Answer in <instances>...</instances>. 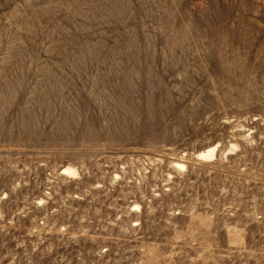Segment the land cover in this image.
<instances>
[{
	"label": "rangeland",
	"instance_id": "374dc122",
	"mask_svg": "<svg viewBox=\"0 0 264 264\" xmlns=\"http://www.w3.org/2000/svg\"><path fill=\"white\" fill-rule=\"evenodd\" d=\"M0 264H264V0H0Z\"/></svg>",
	"mask_w": 264,
	"mask_h": 264
},
{
	"label": "bare ground",
	"instance_id": "6f19581e",
	"mask_svg": "<svg viewBox=\"0 0 264 264\" xmlns=\"http://www.w3.org/2000/svg\"><path fill=\"white\" fill-rule=\"evenodd\" d=\"M212 148V147H211ZM209 149V148H208ZM204 152H205V150H204ZM203 152V153H204ZM213 150H209V151H207L205 154H202V157L203 158H211L212 156H213ZM202 158V159H203ZM175 165H177V168H183V166L182 165H180V164H175Z\"/></svg>",
	"mask_w": 264,
	"mask_h": 264
}]
</instances>
